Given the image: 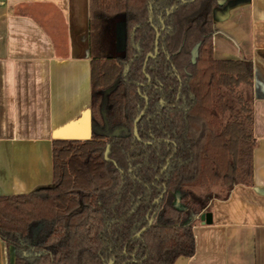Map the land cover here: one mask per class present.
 Returning <instances> with one entry per match:
<instances>
[{"label": "trees", "instance_id": "obj_1", "mask_svg": "<svg viewBox=\"0 0 264 264\" xmlns=\"http://www.w3.org/2000/svg\"><path fill=\"white\" fill-rule=\"evenodd\" d=\"M91 5L102 20L107 12L124 20L123 53L91 59L94 127L105 120L110 130L124 129L116 137L94 130L88 140L54 141L52 183L0 197L8 264H173L194 254L186 222L207 202L194 187L252 177L251 96L237 89L251 90L252 64L212 57L218 0ZM156 29L158 52L144 64ZM145 105L137 139L133 123Z\"/></svg>", "mask_w": 264, "mask_h": 264}, {"label": "crops", "instance_id": "obj_2", "mask_svg": "<svg viewBox=\"0 0 264 264\" xmlns=\"http://www.w3.org/2000/svg\"><path fill=\"white\" fill-rule=\"evenodd\" d=\"M218 2L213 58L252 64L253 173L248 184L212 191L190 222L194 254L173 264H264V0ZM101 20L91 0H0V197L52 183L54 141L91 138ZM9 255L0 239V264Z\"/></svg>", "mask_w": 264, "mask_h": 264}, {"label": "rangeland", "instance_id": "obj_3", "mask_svg": "<svg viewBox=\"0 0 264 264\" xmlns=\"http://www.w3.org/2000/svg\"><path fill=\"white\" fill-rule=\"evenodd\" d=\"M96 22V21H94ZM102 26V36H103V42L102 44H107L108 47V55L110 56H117L121 55L123 53L124 49V20L122 16L113 15L110 19H103L101 20ZM98 22H96L97 24ZM95 24V23H94ZM105 26V27H104ZM105 34L107 37H104ZM98 36V33L95 37ZM102 54L105 55V53L102 52ZM213 57V55H212ZM238 91L241 92L247 99L250 97V89L244 85L241 84L238 88ZM214 191H218V185L216 186H210V187H204V188H197L194 187L193 193L194 194H200L204 199V201L209 199V195L213 193ZM202 201V199H201Z\"/></svg>", "mask_w": 264, "mask_h": 264}, {"label": "water", "instance_id": "obj_4", "mask_svg": "<svg viewBox=\"0 0 264 264\" xmlns=\"http://www.w3.org/2000/svg\"><path fill=\"white\" fill-rule=\"evenodd\" d=\"M172 9H173V8H171L170 11H171ZM170 11H169V12H170ZM169 12H168V13H169ZM158 38H159V33H158L157 30H156V37H155V44H154V53H153V54H152V53H148V54H147V56H146V58H145V63L147 62V60H148L149 57H155V55H156V53H157V48H158ZM198 47H199V43H197V44L192 48V50H191V61H192V63H194L195 60H196L197 53H198V51H197V50H198ZM143 113H144V110L141 111V113L137 116V118H136L135 121H134L133 134H134L135 137H137V135H138V134H137V123H138V121L140 120V118H141V116L143 115ZM118 135H119V129H116V130H114L112 133H109V134H108V136H110V137H116V136H118ZM108 151H109V145L106 146V149H105V152H104V156H105V158H107ZM158 200H159V199L155 200V202H157ZM199 217H200L201 220H203V222L208 223V224L212 221V215H211L210 212H204V213H201V214L199 215ZM152 219H153V217H150V219H149V225L152 223ZM144 230H145V228H142L137 234H135V235L133 236V238L138 237V236L141 234V232H143ZM107 264H114V261L110 260Z\"/></svg>", "mask_w": 264, "mask_h": 264}, {"label": "flooded vegetation", "instance_id": "obj_5", "mask_svg": "<svg viewBox=\"0 0 264 264\" xmlns=\"http://www.w3.org/2000/svg\"><path fill=\"white\" fill-rule=\"evenodd\" d=\"M119 15V14H117V13H115V12H107V13H105V18L104 19H110L113 15ZM119 16H121V15H119ZM105 27V26H104ZM157 30V29H156ZM101 32H102V30H101ZM157 32H158V30H157ZM159 33V32H158ZM104 37H107V35L105 34V36ZM155 37H156V35H155ZM159 39V38H158ZM101 41L103 42V36L101 37ZM154 44H155V41H154ZM102 46H103V53H105V55H104V58H106V57H109L110 55H108L107 53H108V47H107V44H105V45H103L102 44ZM157 52H158V48H157ZM149 53H151V52H149ZM153 53H154V51H153ZM152 53V54H153ZM148 54V53H147ZM157 54V53H156ZM118 56V55H117ZM147 56V55H146ZM156 56V55H155ZM96 57V56H95ZM111 57H115V56H111ZM103 58V59H104ZM146 58V57H145ZM149 58H151V57H149ZM148 58V59H149ZM153 58V57H152ZM148 61V60H147ZM144 64H146L145 63V61H144ZM150 80L148 79V82H149ZM145 98V97H144ZM145 100H146V98H145ZM146 104H147V100H146ZM144 110V112H145V110H146V105H145V107H144V109H142V111ZM141 113V112H140ZM139 113V114H140ZM138 114V115H139ZM144 114V113H143ZM143 116V115H142ZM141 116V117H142ZM137 118V117H136ZM135 118V119H136ZM141 119V118H140ZM97 121H99V119L97 118ZM135 121V120H134ZM93 122H94V120H93ZM102 122L104 123V124H102ZM139 122V121H138ZM101 124H102V126L100 125L98 128L97 127H94V130L96 131V132H100V133H103L104 135H106V136H108V134L109 133H112L114 130H116V129H119V135H120V133L123 131V129L124 128H122V127H116V128H114V129H112V130H110L109 129V127H108V125L106 124V121L105 120H102L101 121ZM137 125H138V123H137ZM94 126H95V123H94ZM133 128H134V123H133ZM137 134H138V131H137ZM118 135V136H119ZM134 135V134H133ZM137 139H138V135H137V137H136ZM156 203V202H155ZM198 215V214H197ZM197 215H195V216H197ZM195 216H193L192 218H190V220L189 221H187L186 223H190L191 221H192V219L195 217ZM151 217H153V216H151ZM149 219H150V217H149ZM149 219H148V221H149ZM152 222H153V219H152ZM148 224H149V222H148ZM152 224V223H151Z\"/></svg>", "mask_w": 264, "mask_h": 264}]
</instances>
